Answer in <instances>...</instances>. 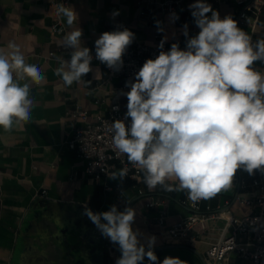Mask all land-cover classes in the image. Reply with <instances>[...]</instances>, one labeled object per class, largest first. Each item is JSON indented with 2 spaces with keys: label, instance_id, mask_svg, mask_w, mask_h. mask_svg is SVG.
<instances>
[{
  "label": "crops",
  "instance_id": "1",
  "mask_svg": "<svg viewBox=\"0 0 264 264\" xmlns=\"http://www.w3.org/2000/svg\"><path fill=\"white\" fill-rule=\"evenodd\" d=\"M153 1L158 0H72L70 6L78 19L71 28L64 20L68 32L77 27L82 29V45L91 51L95 50V40L100 34L121 29L122 24L135 34L132 45L157 43L156 21L161 22L165 30L162 34L167 35L168 40L186 42L182 34L185 24L189 36L198 34L199 28L189 8L195 0H183L175 12L179 19L174 22L170 20L171 13H162L158 9L155 16L148 17V5ZM51 2L0 0V47L7 48L9 41L15 42L24 54L25 62L37 65L46 77L40 84L26 76L21 81L31 85L34 98L31 119L15 125L12 131L0 128V264H110L107 247L111 242L84 215V208L102 212L112 205L119 211L126 206L136 210L133 228L142 233V242L149 236L156 237L154 251L159 261L173 256L185 264H213L207 250L227 233L226 219L211 220L204 229L198 226L196 231L201 232V237L193 245L170 240L159 223L160 217L165 215L167 225H173L190 215L192 210L185 203L186 192H168L160 186L150 191L143 182V173L139 179H126L121 191H107L105 183L115 184L117 180L90 177L85 170V160L70 148L68 141L77 123L70 116L72 109L83 107L93 117L107 111L111 103L119 102L127 110V97L121 93L130 89H120L118 78L109 80L107 67L97 59L91 63L93 71L83 77L90 82L64 86L62 79L55 75L59 61L49 56L51 51H58L62 43V38L52 30ZM206 2L219 12L221 19L230 15L253 42L264 38V7L257 24L243 23L241 19L247 4H259V0ZM113 11H118L119 15L112 17ZM64 59L69 60L70 54ZM253 67L264 74V63L256 61ZM241 175L247 177L248 173L242 171ZM167 182L178 183L175 178ZM44 192L49 198V206L42 208L43 212L38 211L34 219L30 247L19 249L18 235L26 216ZM247 194H250L249 190L233 184L214 198L204 200L201 212H206V207L211 205L217 211L226 212V216L239 217L250 211L238 197ZM154 201L158 203L150 206ZM73 234L82 240V252L68 245L67 240ZM117 253L121 255L119 250ZM144 264H147V258ZM229 264L241 262L233 254Z\"/></svg>",
  "mask_w": 264,
  "mask_h": 264
},
{
  "label": "clouds",
  "instance_id": "2",
  "mask_svg": "<svg viewBox=\"0 0 264 264\" xmlns=\"http://www.w3.org/2000/svg\"><path fill=\"white\" fill-rule=\"evenodd\" d=\"M189 8L198 34L189 36L188 25H183L186 47L175 42L167 51L168 36H163L159 54L143 63L134 82H125L130 91L121 94L127 97L125 118L130 117V123L117 119L110 131L116 154L126 155L143 173L150 191L160 186L168 192H186L195 203L232 188L238 169L249 175L264 172V74L253 67L256 61L264 63V38L253 42L237 21L230 15L221 19L206 0H195ZM57 16L70 28L78 19L74 8L62 3ZM177 19L175 12L170 14L172 22ZM156 25L159 33L165 31L160 21ZM82 34L77 27L63 37L62 46L72 51L69 60L58 58L55 75L65 87L90 82L83 77L93 71L94 57L82 45ZM134 39L128 28L103 32L95 40V59L120 71ZM25 76L36 84L46 79L37 65L25 62L19 45L9 41L7 48L0 47V128L5 131L31 119L34 98L31 85L21 83ZM127 174L122 168L109 178L123 180ZM172 178L178 183L167 182ZM84 215L118 245L121 255L115 264H144L145 258L147 264H185L173 256L159 261L156 237L142 242V233L133 228V207L119 211L112 205L94 212L85 206Z\"/></svg>",
  "mask_w": 264,
  "mask_h": 264
},
{
  "label": "built area",
  "instance_id": "3",
  "mask_svg": "<svg viewBox=\"0 0 264 264\" xmlns=\"http://www.w3.org/2000/svg\"><path fill=\"white\" fill-rule=\"evenodd\" d=\"M72 0H52L53 23L52 30L62 38L68 33L63 17L57 16V8L62 3L70 6ZM247 0H240L245 3ZM183 0H158L148 5L147 15L152 17L156 15L158 9L162 13L177 12L181 7ZM264 0H259V4H247V9L242 13L243 23L257 24L263 12ZM127 28L122 24L121 29ZM158 41L155 44L137 42L130 45L123 55V67L120 71L108 70L109 80L118 78L121 80L120 89H129L125 87V82L135 80V73L142 67L147 59H154L159 54L157 45L163 38L162 33L156 35ZM178 42L181 49L186 47V42L177 39L167 40L164 50L170 49L171 44ZM71 49H65L60 44L58 51H51V58H65L71 53ZM95 59V50L91 51ZM118 106V110H114ZM126 109H123L119 102L111 103L107 111H101L91 117L90 112L80 106L71 110L70 116L74 122L73 133L68 141L71 149L85 160L86 173L96 179H108L113 172H118L122 168L128 169V174L123 180L116 179L115 184L105 183V190L121 191L122 185L126 179H139L142 172L127 161L126 155H117L112 144L111 123L117 119L125 120L126 125L130 123L131 118H125ZM81 122V123H78ZM243 169H238L233 184L241 189L250 191V194L238 196L240 202L248 207L250 211L239 217L234 215L226 216L224 211H217L208 205L206 212H201L202 203L192 202L188 198L185 203L190 207L192 213L181 219L173 225H167L165 215L160 217V225L165 229L167 238L181 242L186 245L193 243L201 237V232L196 228L201 226L203 229L211 220L226 219L227 233L213 243L207 250L208 259L213 264H229L231 256L235 254L241 264H264V172L255 170L253 175L242 176ZM240 173V174H239ZM238 175H241L240 177ZM46 196L45 192L41 194ZM157 201L149 205L154 206ZM229 204V202H226ZM118 251V247L116 246ZM117 253V258L119 257Z\"/></svg>",
  "mask_w": 264,
  "mask_h": 264
},
{
  "label": "water",
  "instance_id": "4",
  "mask_svg": "<svg viewBox=\"0 0 264 264\" xmlns=\"http://www.w3.org/2000/svg\"><path fill=\"white\" fill-rule=\"evenodd\" d=\"M49 206V198L46 196H38L37 201L35 200L34 204L32 205V209L27 214L26 219L24 221V227L21 228L20 233L18 235L17 246L18 248L25 249L26 247H30L29 241L33 239L30 229L32 228L34 219L36 220V216L38 215V211H42V208H47ZM43 212V211H42ZM81 239L77 237L76 234L70 235L67 240V243L70 247L74 249L80 250L82 252V243ZM110 241V240H109ZM111 242V241H110ZM107 250L110 254V264H115V260L117 259V251L116 245L111 242L108 245Z\"/></svg>",
  "mask_w": 264,
  "mask_h": 264
}]
</instances>
